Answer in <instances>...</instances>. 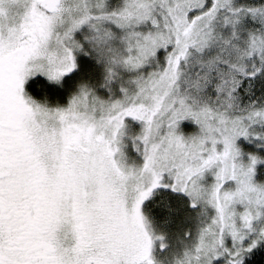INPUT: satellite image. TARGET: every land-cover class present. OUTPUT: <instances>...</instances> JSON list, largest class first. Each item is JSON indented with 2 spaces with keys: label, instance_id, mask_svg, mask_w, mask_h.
I'll list each match as a JSON object with an SVG mask.
<instances>
[{
  "label": "snow or ice",
  "instance_id": "6c2138e0",
  "mask_svg": "<svg viewBox=\"0 0 264 264\" xmlns=\"http://www.w3.org/2000/svg\"><path fill=\"white\" fill-rule=\"evenodd\" d=\"M0 264H264V0H0Z\"/></svg>",
  "mask_w": 264,
  "mask_h": 264
}]
</instances>
